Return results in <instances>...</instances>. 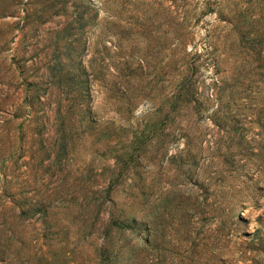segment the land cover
Here are the masks:
<instances>
[{
	"label": "rangeland",
	"instance_id": "1",
	"mask_svg": "<svg viewBox=\"0 0 264 264\" xmlns=\"http://www.w3.org/2000/svg\"><path fill=\"white\" fill-rule=\"evenodd\" d=\"M0 264H264V0H0Z\"/></svg>",
	"mask_w": 264,
	"mask_h": 264
},
{
	"label": "water",
	"instance_id": "2",
	"mask_svg": "<svg viewBox=\"0 0 264 264\" xmlns=\"http://www.w3.org/2000/svg\"><path fill=\"white\" fill-rule=\"evenodd\" d=\"M113 204L112 201V197L105 193V191H103L102 196L100 198V206L102 209V216H101V220L102 221H107L109 215H110V208ZM103 245V259L104 261H107L108 257H109V251H108V247H107V243L102 244Z\"/></svg>",
	"mask_w": 264,
	"mask_h": 264
}]
</instances>
